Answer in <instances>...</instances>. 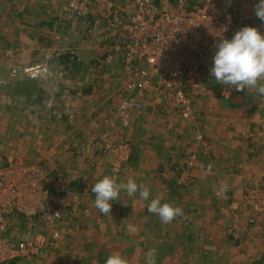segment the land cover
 I'll use <instances>...</instances> for the list:
<instances>
[{
	"label": "built area",
	"instance_id": "built-area-1",
	"mask_svg": "<svg viewBox=\"0 0 264 264\" xmlns=\"http://www.w3.org/2000/svg\"><path fill=\"white\" fill-rule=\"evenodd\" d=\"M67 8L71 15L91 12L102 17L109 29L119 28L110 47L112 54L98 59L90 68L95 75L102 74L113 59L119 58L118 101L100 107L101 116L114 114L122 128L147 108L166 121H192L194 107L205 92V75L214 80L209 70L216 39L222 35L230 39L254 19L243 11L241 0H127L122 6L108 0H86L69 2ZM217 84L221 88L219 97L229 99L234 93L231 86ZM203 141L201 133L194 134V143ZM66 150L81 154L117 151L112 171L118 173L130 148L115 145L102 134L92 144L59 143L48 153L56 159L59 151ZM42 160L37 157L29 163L15 155L0 162V264H8L16 256L37 255L59 241L63 233L71 232L69 223L76 218L81 198L89 192V176L80 166L58 173ZM242 197L248 199L245 204L255 214L264 213L263 187H247ZM232 209L240 210L239 205ZM225 232L238 235L235 225H229Z\"/></svg>",
	"mask_w": 264,
	"mask_h": 264
},
{
	"label": "rangeland",
	"instance_id": "rangeland-1",
	"mask_svg": "<svg viewBox=\"0 0 264 264\" xmlns=\"http://www.w3.org/2000/svg\"><path fill=\"white\" fill-rule=\"evenodd\" d=\"M85 1L86 0H0V162H6L9 157L15 155L23 157L25 160L29 161V163H33L32 161H35L37 157H40L44 159L41 161L42 164L46 165L54 172L59 173L71 167L80 166L82 168V165L88 168V164H90L89 157L91 155H100L101 160H108V162L110 161L109 163H103L105 165H110V169L105 168L103 165V167L100 166L99 171H102L103 169L104 171L106 170L107 175H116L117 181L127 180L130 177V166L127 162L125 163L124 161L120 165L121 167L118 173H113L112 171V163L115 161V156H113V159H111L108 158L109 156L107 154L110 152L115 154V151L110 150L105 153L98 151L96 153L89 152L88 154H81V152L73 153V150H66L59 151L56 159L51 158L50 154L48 153L49 149L55 150L59 143H76L78 145H87L90 141L92 144L93 140L97 139L98 137L88 139L87 137H89V135H87L85 136L87 141L84 142H81L80 138L74 139L72 141H66L67 136L65 135V130L68 128L69 121L79 123L80 125H85V122L88 123L87 121H92L88 119L91 118L94 119V123L98 124L101 122L100 118H102L100 112L102 101L105 100L106 103L114 105L118 99L115 96V92L121 86V80L119 78L120 72L117 71L114 74H111V71H109L112 63L114 62L113 59L107 70L101 74L103 78L101 80H104V84H102L97 90L96 95L99 96L100 94L107 93L115 86V89L113 90L114 93H107V96L105 97L107 99L104 97H101L102 100L101 98H98L97 100L99 103H97L95 100H93L94 102L92 103L87 102L88 105H86L85 111L88 109V107H90L92 109V114L90 113L91 115H88V112H86L84 113V116L78 117L80 112L76 111L79 110L76 109L75 111L73 108L78 106V104L84 100L83 98L86 96L85 91H87L86 89L88 88L87 84L91 83V81H85L84 78L86 75H88L87 73L90 72L91 74L95 75V72L93 70L91 71V68L87 67V69H81L80 74H78V69H72V73H63L62 70H58L55 67L54 62H50L47 58V55H50L51 53L50 48H66L64 44L58 45L62 41L66 40L65 37H67L69 41L71 38H73V42H70L80 44L81 49L84 46H89L87 45L89 44L88 39H95L97 44L100 42H106V45L104 43L106 50L109 48L110 42L114 40L113 36L115 34V29L119 28L109 29V26L105 24L107 29L105 31L102 30L101 33H104V35L101 34V36H99L100 33L98 31L102 29V22L99 21L98 24L100 25H94L92 27L90 20L87 19L88 17L90 18L93 16L91 12L81 16H75V14L71 15L69 13L67 8L69 2L83 3ZM114 1L118 4L122 0ZM55 17L56 21L52 27H48V20L55 19ZM62 26H66L65 30L62 29ZM90 26L92 27V32L91 29L89 30ZM254 26L262 31L261 27L264 26V23H261L260 21V23L258 22ZM54 28H58V32L55 34H53L54 31H52ZM88 31L93 34V38H90L91 33ZM56 35L58 36L56 37L58 39H55ZM36 40H39L37 46L39 50L38 52L40 54L33 55L30 53L31 49H33L31 45L33 44V41ZM56 41L57 43L55 44L54 42ZM6 43L8 48H3L2 45L6 47ZM9 44H12V47H9ZM21 45H25V48H22ZM74 50L77 51L79 49L74 47L73 51ZM103 52L104 51H102V53ZM102 53L98 59L103 56L104 53ZM109 53L112 54L111 48H109ZM36 64H38V66L33 69L32 67H35L34 65ZM22 68L25 70L22 71ZM23 74L27 76L24 77ZM21 76L22 78H20ZM27 82L31 83V85L36 89L35 91L38 92L37 95L40 97L39 99H37L38 97L36 98L37 95L31 96L33 91L30 94V98H28V96L22 95V91H24L28 85ZM203 85L205 93L207 91L212 92L209 96L211 97V100L219 101L221 99L219 102L224 100L223 98L219 97V90L221 88L214 80L208 78L205 75V78L203 79ZM239 92L240 91H236L234 88V93L228 97L229 100L225 99V101L228 100L233 102L236 98H239V96H237ZM56 93H59L61 97L59 98V96H56ZM69 93H73V96L69 97L66 102H64V98H66ZM49 96H53L56 99L58 98V100L61 101L56 102L52 106L46 107L45 105L46 102L49 101L47 100ZM202 97L203 95L200 97V100H204ZM209 101L210 100L208 99L205 104H208ZM247 102L249 101L246 100V104ZM251 102L252 106L255 108V111L256 109H260V111H256L255 114H250L249 116H247V114L239 113V115L234 117V120L237 122L233 123L234 127L230 133L234 139V142H231L232 137H228V139L219 137L215 144H212L214 145V149L210 151L207 149V152H209L208 154H211L213 157V159L208 160L210 159L208 155L203 160L204 164L207 166V169H202L204 168V164L197 160L196 146L191 147L192 149L189 148L190 150L188 151L186 157L177 156L178 150L176 152H169V154H174V156L176 155L174 160L175 168H179V171H181L180 173H184V177L180 176L178 173L177 180L179 182L177 181V183L189 188L187 189L188 195L192 196L191 198L195 199V202H197V200H206L204 201V204L205 202L207 203L209 198L204 196L205 193L202 190L204 188H210V186H212V188L220 187L224 184V182L232 183V188H235L236 186V189H239L248 183H253L252 187H258L259 184H264V98H260L259 105H257L256 98L254 101L251 99ZM199 103L201 104V101H199ZM62 107L63 110H66V112L61 110ZM197 107H199V105H197ZM198 110H200V108H198ZM61 112L71 113V118L68 116L56 119L55 116H58ZM104 116L110 117V119L107 120H109V123L114 122L115 127L117 126V130L113 133L100 130L103 131V133L101 132L100 136L102 134H106L115 143V145H126V142L133 143L135 145V143H138L137 140H144L145 142V140L147 141L145 138L146 134H150L156 129L154 128L152 131L150 129H146V134L145 131L141 132V130H139V132H134L130 130V126L134 120L139 123L150 122V127L152 125L151 122H158L159 126L164 128L163 133L165 136L167 135L168 138L172 137V140L182 137L181 131L177 130V128H180L178 127L179 123H181L179 120L169 119V121H166L163 118V115H160L155 111H150V108H147L145 113L142 112L138 117H133L130 125L126 128H122L119 125L117 120L113 117L114 114ZM202 120L203 119L201 118L199 122H202ZM101 123L102 125L104 124L103 121ZM111 126H113V123H111ZM194 132L201 133L202 136L206 135L203 125L201 126L200 124H198V128L192 131V133ZM95 133L99 134V131L95 130ZM190 133L191 132L188 133V136ZM117 135L120 136V138H116V140L115 137ZM207 137H209V135ZM248 138L250 139L248 140ZM224 139L225 141H223ZM206 144L207 147L210 146V143L206 142ZM134 145H130V147H133ZM76 150L78 151L77 148ZM207 152L205 151V153ZM116 153L118 152L116 151ZM227 154H230L231 159L224 161ZM193 155L194 159H191V156ZM223 156L224 159H221ZM197 166H200V170L203 171L202 174L198 176V179L196 176H194L195 168ZM91 167L92 166L90 165V168ZM208 167L214 169H210L212 171L211 174L208 173ZM204 170L207 172H204ZM90 171L92 173L94 172V170ZM99 171L94 173V175H97L96 177H89V192L84 195L85 197H89L94 194L91 192V186L97 179L102 178L104 175ZM183 179L185 182L181 183ZM173 185L176 186L175 184ZM168 187L169 185L167 188ZM179 189L182 188L179 187ZM179 189H177L176 186L174 190L173 188H169L166 191L169 196V200L171 201L170 203L173 205H175L178 195L182 192V190ZM218 191L220 190L218 189ZM244 191L245 186L242 193L243 195ZM212 193V196L216 197L215 200H212L214 203L225 202V195L223 192ZM205 195L208 196V194ZM247 201V198L242 197L236 205H240V203L245 204ZM239 211L235 212V217L240 220V216H245V220L249 221L250 226L255 223L256 216H260V214H255L252 209H249V207L244 213H242L241 210ZM177 218L178 216L170 223L176 225ZM72 220L69 223L70 225ZM235 222H230L229 225L236 226L237 224ZM161 223L162 222L158 224L157 228L162 229V227H164V225ZM170 223H168V225ZM222 232L225 234V236H229L225 230ZM70 233L71 232L66 233L67 235L63 233V236L59 239V241H57L54 245L52 244L53 246L46 248L45 251L40 252L37 255L28 254L21 257L38 259L46 256V254L52 251V249H56L60 243L61 245L63 244L66 246L68 243L67 237ZM72 253L73 252H71V255L67 254L69 255L68 258L70 261L72 260ZM173 253L174 252H165V254L160 256L158 255L159 252H157L156 263L161 262V264H178L176 261H173ZM122 254H124L126 257L128 255L132 256L131 259H128L129 264H145V255L147 252H122ZM97 260L98 259L95 261V259H93V261H89L88 264H96ZM81 264H83V262ZM84 264H87V262Z\"/></svg>",
	"mask_w": 264,
	"mask_h": 264
},
{
	"label": "crops",
	"instance_id": "crops-1",
	"mask_svg": "<svg viewBox=\"0 0 264 264\" xmlns=\"http://www.w3.org/2000/svg\"><path fill=\"white\" fill-rule=\"evenodd\" d=\"M122 2L123 0L120 3ZM256 2L257 0H241L242 9L246 15L254 17L250 26H254L258 22L260 23V20L255 16L253 11V5ZM87 19L90 20L92 27L94 25H100L98 24L99 21L102 22V29L98 32L100 33L99 36H101V34L104 35V33L101 32L102 30L105 31L107 28L105 26L106 22L102 17L93 15ZM55 21L56 17L55 19L48 20L47 26L52 27ZM91 26L89 27V30L92 28ZM65 28L66 26H62L63 30H65ZM261 28V33L264 34V26ZM52 31H54L53 34H55L58 32V28H54ZM88 32L91 33L92 29L91 32ZM56 37H58L57 35L55 36V39H58ZM90 38H93L92 33ZM65 39L66 40L58 45L64 44L66 48H50L51 53L50 55H47L48 60L54 62L55 67L58 70H62L63 73H72V69H78V74H80L81 69H87V67L90 68L91 65L101 56L102 51L105 52L106 50L105 45L107 43L104 42L105 45L101 42L97 44L95 39H88L89 44L87 45L89 46H82V49L80 44L70 42H73V38H71L70 41L67 37H65ZM57 41L54 43L56 44ZM38 43L39 40L33 41V44L31 45L33 48L31 49V54H40L38 52ZM112 45L113 43L110 42L109 48ZM2 47L8 48L7 43L6 47L3 45ZM9 47H12V44H9ZM21 47L25 48V45H21ZM74 47H77L79 50L73 51ZM109 48L105 53L103 52L104 54L102 53L103 56H106L109 53ZM66 57H68L67 64H65ZM62 59H64V61H62ZM112 65L109 70L111 71V74L120 71L119 58L116 57ZM34 66L35 67H32L33 69H35L38 64ZM24 70L25 69L22 68V71ZM89 73H87L88 75L84 78L87 82L91 81V83L87 84L88 88L86 89L87 91H85L86 96H84V100L78 104V106L73 108L75 111L76 109L79 110L76 111L80 112L78 117L84 116V113L86 112H88V115L92 114V109L90 107L85 111V107L88 105L87 102L92 103L94 102L93 100H95L99 103L97 100L98 98H105L109 92L114 93L113 90L115 89V86L111 91L109 90L107 93L97 96L96 92L100 86L104 84V80H101L103 79L101 74L93 75L90 73L91 76ZM23 76L25 77L27 75L23 74ZM20 78H22V76ZM72 78L75 79L74 77ZM204 93L202 94L204 100H199L201 101V104L198 102L194 107L195 118L192 121L183 124L178 122V127L180 128H177V130L181 131V138H175V140H172V137H169L170 140L167 135L165 136L163 133L164 128H161L158 122H151V127L149 125L150 122L139 123L134 120L131 124L130 130L134 132H139V130H141V132L145 131V134L147 133L146 129L152 131L156 128L150 134H146L145 138L147 141L145 140V142L144 140H137L138 143H135V145L126 142L130 151L125 163L127 162L130 166L127 165L130 169V177L135 179L138 184L143 183L149 187V201L141 200L138 192L132 197H129L126 192L121 191L119 200L110 202L111 215H104L93 206L95 193L89 197H82L76 218L72 222V231L67 237L68 243L66 246L63 244L61 245L60 243L56 249H52V251L48 252L46 256L38 259L16 256L12 258L8 264H81L82 262L83 264L85 262L88 264L89 261H93V259H95V261L98 259L96 264H104L106 257L114 252H119L122 257L128 260L131 259L132 256L128 255L126 257L122 252L144 253L148 252L151 248H155L160 256L165 254V252H174L173 261H176L178 264H261L264 259V214H261L258 217L256 216L255 223L250 226L249 221L245 220V216H240L239 220L235 217L236 210L232 209L233 204L236 205L237 202L241 200L244 186L245 188L251 187L253 183L245 184L239 189H236V186L235 188H232V183L230 182H224L222 186L216 188L210 186V188H206L207 190L205 188L202 190L205 194H208V196L205 194L204 196L209 198V201H207V203L205 202V204L204 201L206 200H197V202H195V199H192V196L188 195L187 189L189 188L177 183L178 173L180 176L182 173H180V169L175 168L174 160L176 155L169 154V152H176L178 150L177 156L186 157L188 151L192 149L191 147L196 146L197 160L204 164L203 160L208 155L210 158L208 160L213 159L211 154H208L209 152H207V149H209V151L214 149V145L212 144H215L219 137L227 139L228 137H232L230 133L234 127L233 123L237 122L234 120V117L239 115V113L247 114V116H249L250 114H255L256 111L259 112L260 109H256L255 111V108L251 104V99L254 101L256 98L257 105H259L260 98L264 97L257 95L254 90L249 88H245L244 92L240 91L237 95L239 98H236L233 102L225 100L219 102L221 99L219 101H214L209 97L212 92L207 91L205 94ZM71 94L69 93L67 96L63 95L66 96L64 102H66L69 97L73 96V93ZM56 96H59V98L61 97L59 93H56ZM206 99L210 100L208 104H205L207 101ZM47 100L49 101L46 102V107L52 106L56 102L61 101L53 96H49ZM246 100L249 101L247 104ZM117 101L118 99L115 104ZM103 103H105V100L102 101V104ZM197 105H199V107H197ZM198 108H200V110H198ZM61 110H63V107ZM63 111L66 112L65 109ZM109 118L110 117L107 116H102V118H100V121H103L104 123L103 125L101 122L98 124L94 123V119L91 118L88 119L92 121H87L88 123L85 122V125L69 121L68 128L65 130V135L67 136L66 141L80 138V141L84 142L87 141V138H99L103 131H109V133L115 132L117 126L115 127L114 122L109 123V120H107ZM201 118L203 120L202 122H199ZM111 123H113V126H111ZM198 124L201 126L203 125V129L206 131V135L204 134L206 137L203 136L205 142L203 141L200 144L193 142L194 135H192L196 134V131L194 133H192V131L198 128ZM95 130H98L99 134H96ZM189 132L192 134L190 133L188 136ZM87 135H89V137L85 138ZM208 135L209 137H207ZM116 138L119 139L120 136L117 135L115 139ZM223 141H225V139ZM206 142L210 143V146L207 147ZM231 142H234L233 137ZM130 145L134 146L130 147ZM204 150L207 153H205ZM107 155L109 156L108 158L113 159V156H116V153L113 154L110 152ZM128 158H130L129 161ZM221 159H224V156ZM228 159H231L230 154H227L224 161H228ZM89 161L90 164H88V168L82 165L81 172L91 178L97 176L96 174L94 175V173L99 171L100 166L103 167L104 165L105 168L110 169V165L103 164L108 162V160H101L100 155H91ZM206 163L208 165L207 160ZM90 165L92 166L91 168ZM206 167L207 166L204 164V168L202 169H207ZM210 167H208V173L211 174V170L214 169ZM90 170H94V172L92 173ZM99 172L107 175L106 170L104 171L102 169V171ZM202 172L200 166H197L195 168L194 176L198 179V176H200ZM204 172L207 171L204 170ZM111 176L116 178V175L114 174H111ZM117 182H126V180H118ZM173 184L177 186V189H179V187L182 188L179 189L182 190V192L178 195L177 202L175 203V205L182 208V215L178 216L176 225L173 223H170L169 225L168 223H161L164 227H162V229L157 228L161 220L157 215L148 212L146 206L150 202V199L156 196L161 198L162 203H170L171 201L169 200L166 191L169 188H173L174 190L176 186ZM168 185L169 187L167 188ZM225 187L226 191L224 190ZM258 187L262 189V187L264 188V184H259ZM218 189L220 191H218ZM212 192H223L225 195V202L214 203L212 200H215L216 197L212 196ZM239 209L244 213L248 210V206L240 203ZM230 222H235L237 224L238 236L236 237L225 236L222 232L224 230L226 231ZM129 225H132L135 228V232H130L128 230ZM71 252H73V256L70 261L68 257L71 255ZM156 264H161V262H157Z\"/></svg>",
	"mask_w": 264,
	"mask_h": 264
},
{
	"label": "clouds",
	"instance_id": "clouds-1",
	"mask_svg": "<svg viewBox=\"0 0 264 264\" xmlns=\"http://www.w3.org/2000/svg\"><path fill=\"white\" fill-rule=\"evenodd\" d=\"M253 11L261 23H264V0H257L253 5ZM214 47L210 77L221 85L235 88L236 91L244 92L245 88H249L264 97V34L255 26L245 25L236 30L230 39L224 38L223 35L218 37ZM60 114L56 116L57 119L68 117L71 113ZM224 190L226 191V187ZM121 191L126 192L129 197L138 192L139 198L143 201H149L150 198L149 187L143 183L138 184L132 177L126 182L118 183L115 177L103 175L91 186V192L95 193L93 206L100 213L111 215L110 202L119 200ZM146 207L148 212L157 215L164 224L182 215L183 211L177 205L162 203L159 196L151 198ZM128 230L135 232L132 225L128 226ZM156 254L155 248L149 249L145 255V264H156ZM104 264H129V262L119 252H114L106 257Z\"/></svg>",
	"mask_w": 264,
	"mask_h": 264
},
{
	"label": "trees",
	"instance_id": "trees-1",
	"mask_svg": "<svg viewBox=\"0 0 264 264\" xmlns=\"http://www.w3.org/2000/svg\"><path fill=\"white\" fill-rule=\"evenodd\" d=\"M108 1H110V2H112L113 4H115V5H120V6H122V5H125L126 4V2H127V0H123V2L122 3H115V1L114 0H108ZM157 1H160V0H157ZM175 1L176 0H169V3H175ZM67 59H68V57H66V59H65V64H67ZM62 61H64V59H62ZM33 82V81H32ZM27 87H26V89L24 90V91H22V95H24V96H28V98H30L31 96H33V95H37L38 94V92L37 91H35L36 89L31 85V83H29V82H27ZM31 85V86H30ZM33 91V94L30 96V94H31V92ZM38 97V95L36 96V98ZM40 97H38L37 99H39ZM221 98V97H220ZM224 99V98H223ZM225 100V99H224ZM229 100V99H228ZM228 100H226V101H228ZM250 138H248V140H249ZM130 160V158H128V161ZM132 162H133V160H132ZM131 163V162H130ZM177 169H179V168H177ZM179 185H180V183H179ZM231 237H234V236H231ZM20 257V256H19ZM262 264H264V259L262 260V262H261Z\"/></svg>",
	"mask_w": 264,
	"mask_h": 264
}]
</instances>
